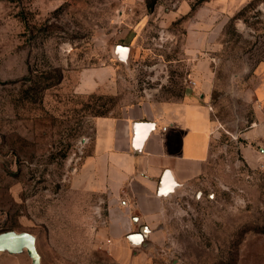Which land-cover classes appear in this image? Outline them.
<instances>
[{
	"label": "rangeland",
	"instance_id": "rangeland-1",
	"mask_svg": "<svg viewBox=\"0 0 264 264\" xmlns=\"http://www.w3.org/2000/svg\"><path fill=\"white\" fill-rule=\"evenodd\" d=\"M195 70L214 123L206 169L133 222L148 247L111 242L105 196L71 185L95 115L179 101ZM7 230L33 234L41 264H264V0H0Z\"/></svg>",
	"mask_w": 264,
	"mask_h": 264
},
{
	"label": "crops",
	"instance_id": "crops-1",
	"mask_svg": "<svg viewBox=\"0 0 264 264\" xmlns=\"http://www.w3.org/2000/svg\"><path fill=\"white\" fill-rule=\"evenodd\" d=\"M206 74L195 70L194 86L179 101L160 103L156 109L140 102L125 107L119 116L94 118L90 152L75 170L71 185L84 193L105 196L102 235L109 241L126 239L133 222L160 210L168 197L157 194L164 169L179 183L172 194L180 186H193L206 169L214 129L206 104ZM135 122L139 124L136 131ZM144 133L136 150L133 139Z\"/></svg>",
	"mask_w": 264,
	"mask_h": 264
},
{
	"label": "water",
	"instance_id": "water-1",
	"mask_svg": "<svg viewBox=\"0 0 264 264\" xmlns=\"http://www.w3.org/2000/svg\"><path fill=\"white\" fill-rule=\"evenodd\" d=\"M112 52L114 56L121 62L126 63L129 47L126 45L113 44ZM133 129L139 127L138 123H133ZM148 128L151 126H147ZM145 138V133L142 135H135L133 145L136 150H139ZM179 186V183L174 179L169 169H164L157 185V194L160 196H169ZM149 228L146 225H141L137 232H130L126 234V239L132 245H141L148 247L150 242L146 241ZM25 250L31 259V264H41L40 256L35 246V236L29 232H16L14 230H7L0 232V252L20 253Z\"/></svg>",
	"mask_w": 264,
	"mask_h": 264
},
{
	"label": "trees",
	"instance_id": "trees-1",
	"mask_svg": "<svg viewBox=\"0 0 264 264\" xmlns=\"http://www.w3.org/2000/svg\"><path fill=\"white\" fill-rule=\"evenodd\" d=\"M148 7H149V9H150V8L152 7V4L149 3V4H148ZM193 8H194V5H192L191 9H193ZM95 116H106V114L100 113V114H96Z\"/></svg>",
	"mask_w": 264,
	"mask_h": 264
},
{
	"label": "built area",
	"instance_id": "built-area-1",
	"mask_svg": "<svg viewBox=\"0 0 264 264\" xmlns=\"http://www.w3.org/2000/svg\"><path fill=\"white\" fill-rule=\"evenodd\" d=\"M191 84H194V82L192 81Z\"/></svg>",
	"mask_w": 264,
	"mask_h": 264
}]
</instances>
